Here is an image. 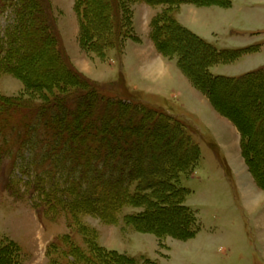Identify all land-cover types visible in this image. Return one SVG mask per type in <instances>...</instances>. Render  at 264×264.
I'll use <instances>...</instances> for the list:
<instances>
[{"label":"trees","instance_id":"trees-1","mask_svg":"<svg viewBox=\"0 0 264 264\" xmlns=\"http://www.w3.org/2000/svg\"><path fill=\"white\" fill-rule=\"evenodd\" d=\"M5 2L13 9L14 23L7 30L8 38H0V51L4 50L0 56V71L20 77L32 91L46 88L44 91L52 96L51 101L41 104H32L22 97L0 96V156H14V166L25 178L22 182L26 189L31 190L48 212L59 207L66 210L72 218L71 229L77 226L76 218L83 214L116 223L112 218L125 204L143 208L130 222L141 231L158 236L170 234L172 231L167 229L172 224L167 223V226L165 217L174 210L175 216L169 221L173 219L178 233L195 235L199 230L196 217L184 204L187 188L181 186V176L188 175L199 161V147L191 137L171 117L142 106V100L139 104L103 97L96 83L77 70L62 47L50 0ZM137 3L163 7L151 23L152 41L165 57L177 58L180 69L193 85L207 94L215 109L239 128L242 153L250 171L264 188L261 173H257L254 165L258 156L251 145L254 133L244 124V117L252 119L249 112L253 99L261 103L264 95L247 102L228 103L223 99L239 91L242 94L252 91L264 80V69L241 77L212 75L210 67L228 63L225 55L231 51L217 50L181 26L174 15L184 3L228 7L230 0H74L80 24V45L100 60L106 59L110 50L122 57L125 42L137 38L133 22V8ZM26 52L29 55L26 56ZM35 52L42 56L49 54L50 58L47 63L45 58L38 62L32 72L28 66L36 57ZM46 67L52 70L39 73ZM56 85L62 90L74 91L54 96L52 88ZM237 107L245 111L241 114ZM259 117H264V110ZM155 130H160L152 136L155 143L173 137L168 146L173 150L187 149L184 158L143 164L141 158L147 145L141 138L145 131ZM112 198V204L103 203ZM71 241L69 235L57 239L49 245L48 256H54L57 242H61L67 249L65 255L87 264L80 249L70 247ZM11 243L15 246L11 249L13 255L19 253V257L13 256L18 257L15 264H22L20 247L12 240ZM89 251L94 264H137L133 257L115 251ZM9 256L8 248L1 247L0 264H13L7 261Z\"/></svg>","mask_w":264,"mask_h":264},{"label":"rangeland","instance_id":"rangeland-1","mask_svg":"<svg viewBox=\"0 0 264 264\" xmlns=\"http://www.w3.org/2000/svg\"><path fill=\"white\" fill-rule=\"evenodd\" d=\"M5 1L0 0V38L3 39L8 38L7 30L14 23L13 9L7 6ZM230 2L228 7L213 6L200 10L198 17L201 25L193 26V30L219 50H235L225 55L230 64H219L211 68L214 74L241 77L246 72L264 69V0ZM60 4L65 8L69 5L65 0ZM154 8L158 13L163 10L161 5ZM64 12V17L68 19L69 12ZM58 32L63 40L61 31ZM79 34L80 30L76 35ZM73 44L75 45V42ZM62 47L77 70L86 79L96 83L103 97L139 104L142 100V106L145 105L178 122L184 133L199 147L197 165L188 175L181 176V186L187 188L184 204L196 217L199 230L195 235H191L192 237L179 234V228L174 226L173 219L169 221V218L175 216L172 210L169 214L166 213L165 217L168 219L166 224H172H167L168 229L165 228L172 231L170 234L158 236L153 232L141 231L130 222L143 208L125 204L119 207L112 218L116 223L105 221L93 214H83L76 218L77 226L71 229L69 221L72 218L67 211L59 207L56 211L48 212L47 207L39 203L31 190L26 189L22 182L25 178L14 166V156L5 155L0 156V248H8L10 256L7 261L15 264L14 261L19 257V253L13 255L11 252L12 247L15 249L8 237L12 231L22 237L23 249H41L47 264H85L65 255L67 249L61 242H57L54 256H48L47 247L65 235L71 237L70 247L80 249L81 257L88 260L87 264H94L89 249L115 251L133 257L137 264H264V188L247 165L246 157L242 153L239 128L216 112L210 104V99L206 98L207 94L204 93L205 96L194 88L183 87L178 79L180 72L176 66V75L171 70L169 72L173 76V86L167 85L163 89L161 87L158 89L163 91L160 94L149 93V90L143 91L140 87L133 90L123 82L125 78L121 68L122 57L116 51L110 50L107 52V58L100 60L95 53H89L81 45H76L75 50L79 55L77 54V59L74 57V61L66 49L64 40ZM250 48L253 51L240 57L250 51ZM3 52L4 50L0 51L1 57ZM28 53L26 52V56ZM42 55L35 52L36 57L29 61L28 68L32 72L38 62L45 58L47 63V58H50L49 54ZM147 59V63H154L153 58ZM93 60H96V65ZM109 63H112L111 66ZM171 63L176 64V61ZM80 67L84 68V71ZM51 70L46 67L40 69L39 73ZM150 82L151 86H155L157 82L160 84L156 80ZM59 87L60 85L53 86L54 96H63L64 93L74 91L62 90ZM44 89L46 88L32 91L20 77L8 71H0L2 97H22L32 104H41L52 100L51 94ZM241 94L239 91L230 97L225 95L223 99L228 103L257 99L258 95H264V80L249 93ZM237 110L241 114L245 111L240 110V107H237ZM261 110H264V99L261 103L253 99L249 112L252 119L244 117V124L254 133L251 145L258 152L254 165L264 181V117H259ZM159 132L160 130L145 131L141 141L147 146L143 149L141 162L150 165L154 161L159 163L163 160L184 158L187 149L181 147L173 150L168 146L167 143L172 141L173 137H166L161 143L154 142L152 136ZM154 155L156 158L153 159ZM113 202L114 198L103 203ZM70 247L68 246V249Z\"/></svg>","mask_w":264,"mask_h":264},{"label":"crops","instance_id":"crops-1","mask_svg":"<svg viewBox=\"0 0 264 264\" xmlns=\"http://www.w3.org/2000/svg\"><path fill=\"white\" fill-rule=\"evenodd\" d=\"M65 1H67V3L69 4L67 8L62 7L60 4L64 2V0H50L55 16H56L59 30L61 31L62 36H63L64 44L71 58L74 60L75 58L77 59V54H78L77 51L75 50V47L76 45L80 46L79 35H76L78 34L80 30V24H79L78 15L74 9V0H65ZM213 6H219V5L197 6V5L190 4V3L182 4L175 11L174 15H175L177 22L181 26L191 31L192 33H194L195 35L203 39L205 42L213 45L211 42L205 40L204 38H202V36H199L200 34L195 33L193 30V26L201 25L199 24V17H198L200 10L208 9ZM219 7H223V6H219ZM64 10L69 12L67 14V16H69L68 19L64 17L66 15ZM133 12H134V16H133L134 32L137 38L135 40L128 39L125 42L124 53H123L122 60H121V64H122L121 68L123 70V75H124L127 86L133 90H137L136 87H140V89H142L143 91L149 90L150 91L149 93L152 92V93L160 94L161 92H163L161 90H158V89H161V87L163 89V87L165 86L167 87V85L168 87L173 86V83L171 81L173 80V76L170 75L169 73L170 70L174 72V74L176 75V70L178 69V72H180L178 79L181 85H183V87L188 88V89L194 88L200 91L203 95H205L201 90L197 89L193 85V83L190 81V79L183 73V71L179 67L177 58H166L162 53H160L157 50L154 42L151 39V34H150L152 20L158 14V11L156 10V8L146 3H137L134 5ZM73 42H75V45L73 44ZM214 47L217 48L216 46ZM217 50L219 49L217 48ZM236 50H244V49H236ZM219 51H235V50L234 49H224V50L221 49ZM251 51L253 50L252 49L250 51L248 50V52H245L240 57H243L246 53H249ZM147 57L154 59L155 62L153 63V65L146 64ZM96 60L98 61V59ZM96 60H93L94 65H96ZM173 60L176 61V64L171 63ZM230 63L231 62L217 63L215 65L230 64ZM111 64L112 63H109L110 66ZM175 66L177 69H175ZM213 66L210 67V72L212 74H214L211 71V68ZM81 69L84 71V68H81ZM158 69L160 72L158 71ZM249 72H252V71H249ZM214 75L215 76H225L222 74H214ZM225 77H233V76H225ZM99 78H104V77H99ZM151 80L159 81L160 84L157 82L155 86H151L152 84V82H150ZM206 98L209 100L207 96ZM210 104L215 109V107L213 106L211 102ZM215 110L219 115H221L224 118H227L229 122L235 126V124L228 117L219 113L217 109ZM8 237L10 238V240L16 242L19 246L21 247L23 246L22 245L23 242L21 240L22 237H20L19 235H16L12 231H10L8 234ZM43 256L44 255H42L41 249L40 250L39 249H23V247L21 249V261L24 264H47Z\"/></svg>","mask_w":264,"mask_h":264},{"label":"bare ground","instance_id":"bare-ground-1","mask_svg":"<svg viewBox=\"0 0 264 264\" xmlns=\"http://www.w3.org/2000/svg\"><path fill=\"white\" fill-rule=\"evenodd\" d=\"M147 60H149V59H146V62H148ZM153 61V60H152ZM155 62V61H154ZM147 65H151V63H146ZM152 65H153V62H152ZM158 71H159V69H158ZM160 72V71H159ZM264 178V177H263ZM250 193V192H249Z\"/></svg>","mask_w":264,"mask_h":264}]
</instances>
